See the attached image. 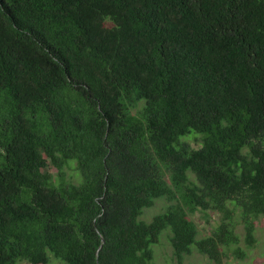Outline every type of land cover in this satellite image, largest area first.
<instances>
[{
  "label": "trees",
  "instance_id": "16d2710c",
  "mask_svg": "<svg viewBox=\"0 0 264 264\" xmlns=\"http://www.w3.org/2000/svg\"><path fill=\"white\" fill-rule=\"evenodd\" d=\"M237 215L253 247L264 0H0V264H153L167 228L176 264H224Z\"/></svg>",
  "mask_w": 264,
  "mask_h": 264
},
{
  "label": "rangeland",
  "instance_id": "374dc122",
  "mask_svg": "<svg viewBox=\"0 0 264 264\" xmlns=\"http://www.w3.org/2000/svg\"><path fill=\"white\" fill-rule=\"evenodd\" d=\"M108 24L111 25V22ZM188 141L196 148L202 145V138L200 135H191L188 137ZM65 170L67 181L75 183H79L81 181V176L77 170V164L75 161L70 162L69 166H67ZM50 171L57 174L58 170L56 167L51 166ZM192 178H195L194 175H192ZM168 204L169 201L167 199H158L153 207L146 208L144 210L140 219L151 221L153 216L163 211ZM222 216V213L212 210H199L194 214H190V218H192L199 227V238L209 235L222 221ZM235 222L236 230L241 235V242L239 246L242 249H245L247 254L245 257H240L234 252V248L236 246H232L228 249V255L224 259V264H264V215L260 216L256 221L255 235L257 237V242L253 247H248L245 241V229L239 215L235 217ZM170 235L171 229H165L160 236V242L152 245L154 250L153 264H176L173 247L169 240ZM53 261L54 262L52 264L60 263V260L56 259L54 256ZM21 264L30 263L22 262ZM184 264H212V262L206 255L200 253L196 247L193 246V252L185 256Z\"/></svg>",
  "mask_w": 264,
  "mask_h": 264
}]
</instances>
